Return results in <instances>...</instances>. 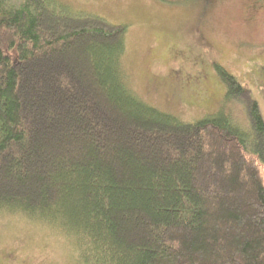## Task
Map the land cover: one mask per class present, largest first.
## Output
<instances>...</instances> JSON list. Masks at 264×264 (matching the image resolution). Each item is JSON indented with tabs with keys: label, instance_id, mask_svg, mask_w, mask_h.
Masks as SVG:
<instances>
[{
	"label": "trees",
	"instance_id": "1",
	"mask_svg": "<svg viewBox=\"0 0 264 264\" xmlns=\"http://www.w3.org/2000/svg\"><path fill=\"white\" fill-rule=\"evenodd\" d=\"M127 29L55 0H0V213L52 228L77 264H264L252 89L214 60L217 112L157 109L125 81Z\"/></svg>",
	"mask_w": 264,
	"mask_h": 264
},
{
	"label": "rangeland",
	"instance_id": "2",
	"mask_svg": "<svg viewBox=\"0 0 264 264\" xmlns=\"http://www.w3.org/2000/svg\"><path fill=\"white\" fill-rule=\"evenodd\" d=\"M55 1L128 27L125 81L157 109L185 122L217 112L225 88L215 60L252 89L264 113V0ZM225 111L246 125L238 101ZM57 233L23 214L0 213V264H77L73 245Z\"/></svg>",
	"mask_w": 264,
	"mask_h": 264
},
{
	"label": "flooded vegetation",
	"instance_id": "3",
	"mask_svg": "<svg viewBox=\"0 0 264 264\" xmlns=\"http://www.w3.org/2000/svg\"><path fill=\"white\" fill-rule=\"evenodd\" d=\"M257 3H261L260 1H254V4H257ZM253 5V4H252ZM262 68H264V65L262 66ZM264 70V69H263ZM259 79H261V80H259V86H260V91H261V89H262V85H261V83L263 82V87H264V71H263V73L261 74V75H259ZM261 82V83H260ZM263 90V89H262ZM256 98H257V96H256ZM257 100H258V98H257ZM263 115H264V113H263Z\"/></svg>",
	"mask_w": 264,
	"mask_h": 264
}]
</instances>
